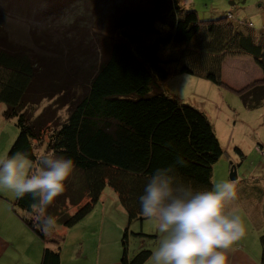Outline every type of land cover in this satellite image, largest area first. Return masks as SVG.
<instances>
[{
    "label": "trees",
    "instance_id": "16d2710c",
    "mask_svg": "<svg viewBox=\"0 0 264 264\" xmlns=\"http://www.w3.org/2000/svg\"><path fill=\"white\" fill-rule=\"evenodd\" d=\"M146 2L113 12L102 22L105 32L94 33L90 44L75 36L63 46L51 40L53 34L45 38L35 30L22 42L14 41L0 20V103L4 118L16 120L18 129L8 156L23 151L35 160V143L47 137V152L74 161L65 191L43 213L67 229L88 217L110 187L128 216L122 264H145L152 256L150 248L134 257L128 254L129 228L145 218L138 197L147 178L182 157L186 164L175 165L178 174L197 190H212L214 166L227 154L208 115L166 93L164 83L189 75L230 90L223 81L226 58L249 55L263 79L231 90L247 110L264 106L262 31L232 15L203 21L179 0ZM57 24L51 23L53 30ZM46 99L55 106L41 114L31 111ZM65 108L67 117L61 122L55 112ZM236 151L243 161L242 151ZM32 203L31 195H25L16 199L14 210L22 212L24 223L46 244L40 264H62L64 237L56 226L49 233L41 231L39 210ZM69 203L77 209L73 213ZM134 235L157 239L142 232ZM260 244L264 264V234Z\"/></svg>",
    "mask_w": 264,
    "mask_h": 264
},
{
    "label": "rangeland",
    "instance_id": "374dc122",
    "mask_svg": "<svg viewBox=\"0 0 264 264\" xmlns=\"http://www.w3.org/2000/svg\"><path fill=\"white\" fill-rule=\"evenodd\" d=\"M25 1L0 0V20L9 26L13 40L22 42L23 39L25 40L24 36H29V33L35 30L41 37L45 38L53 34L54 36L50 38H54V40H51L55 43H57L55 40L61 41L63 46L69 43L68 40H72L75 36L79 39L84 38L83 40L86 41V44L93 43L92 40L95 39L94 33L99 30L105 32L103 27H106V25H103L102 22L110 17L113 12L116 14L123 10L124 7L146 6L147 3L146 0ZM179 2L183 8L196 11L203 21L232 15L234 20L244 24H252L256 32L262 31L264 33V0H179ZM46 12H50V14L42 15V13ZM54 21L58 24L55 26L56 29L53 30L54 26L51 23ZM163 88L166 93L177 97L184 104L191 105L205 112L218 131V139L228 149L227 154L214 166V180L216 184L223 181H231L232 165H237L238 176L244 178L256 169L253 165L259 166L261 161L264 160V157L258 153V147L260 146L252 142L254 132H248L247 129H244L243 125L236 126L233 136L234 142L229 144L233 135V129L231 128L236 124L234 121L237 112L241 110L248 114L247 109L243 107L237 94L235 95L227 89L218 87L205 79L189 75L174 76L164 83ZM55 104V101L46 99L43 100L38 108H34L31 111L41 114L47 111L48 108H53ZM4 109V104L0 103V114ZM55 113L58 120L64 122L67 117V108ZM52 114L53 112L49 115L52 116ZM218 118H220L224 125L228 126L229 141L224 140L221 136ZM252 122L255 123L256 121L252 120ZM17 134L16 120L7 121L3 118L0 121V152L3 151L4 146L10 143L11 140L14 142ZM45 140L44 143H35L37 155L47 152V137ZM236 143L242 146V151L245 153L244 156L246 155L244 161L239 159L241 156L236 152ZM257 169H260V167ZM105 196L113 197L116 194L110 187H107L103 197ZM67 209L71 213L77 210L71 207V203L67 204ZM141 222H134L132 227H135L136 231H140ZM144 222L147 229L148 227L153 229L156 225L155 221L150 219H146ZM60 227L62 226L57 223L56 230L60 231ZM31 231L38 237L32 229ZM38 239L40 238L38 237Z\"/></svg>",
    "mask_w": 264,
    "mask_h": 264
},
{
    "label": "crops",
    "instance_id": "0c3cea01",
    "mask_svg": "<svg viewBox=\"0 0 264 264\" xmlns=\"http://www.w3.org/2000/svg\"><path fill=\"white\" fill-rule=\"evenodd\" d=\"M261 79H263L262 71L253 57L235 55L226 58L223 65V81L230 88L228 91L232 93V90L239 91ZM247 111L248 114L241 110L237 112L234 121L236 124L231 128L233 129L231 141H229L228 126L218 118L221 136L231 144L234 142L236 126L243 125L248 132H254L252 142L264 148V106ZM0 115L1 121L4 118L3 111ZM252 120L256 122L253 123ZM215 131L218 135L216 128ZM13 143L11 140L4 146L0 158L8 156ZM222 146L228 152L223 144ZM236 146L243 150L239 143H236ZM242 153L245 154L243 151ZM245 159L246 155L243 161ZM253 166L256 168L254 171L244 178L238 176V180L234 183L236 197L229 207L244 219L246 235L228 251V264H261L260 238L264 234V160L259 166ZM258 167L260 169H257ZM214 184L216 185L215 180ZM16 199L14 193L0 188V264H40L46 244L24 223L22 212L14 210ZM99 204L76 226L69 229L60 227V231H57L64 237L60 250L56 248L61 254L62 264H122V241L124 232L128 228L127 213L117 196L102 197ZM146 219L142 220L140 231H136L135 227H132L133 224L129 228L130 257H134L143 248L154 251L162 238L156 225L153 229L150 227L147 229L144 222ZM140 232L156 235L157 239L154 242L149 238L135 237L134 234ZM145 264H152L151 258Z\"/></svg>",
    "mask_w": 264,
    "mask_h": 264
},
{
    "label": "clouds",
    "instance_id": "9594fccd",
    "mask_svg": "<svg viewBox=\"0 0 264 264\" xmlns=\"http://www.w3.org/2000/svg\"><path fill=\"white\" fill-rule=\"evenodd\" d=\"M157 168L147 178L138 197L141 214L155 221L162 238L152 252V264H228V251L246 235L243 218L230 209L236 197L235 184L223 181L212 190H197L185 181L175 165ZM74 169L71 158L45 152L33 160L17 151L0 158V188L17 199L30 194L38 209L41 231L54 230L56 220L43 213L65 191V181Z\"/></svg>",
    "mask_w": 264,
    "mask_h": 264
},
{
    "label": "water",
    "instance_id": "95a60500",
    "mask_svg": "<svg viewBox=\"0 0 264 264\" xmlns=\"http://www.w3.org/2000/svg\"><path fill=\"white\" fill-rule=\"evenodd\" d=\"M231 181L235 182L238 180V174H237V167L232 169L231 175H230Z\"/></svg>",
    "mask_w": 264,
    "mask_h": 264
},
{
    "label": "built area",
    "instance_id": "2783aa9c",
    "mask_svg": "<svg viewBox=\"0 0 264 264\" xmlns=\"http://www.w3.org/2000/svg\"><path fill=\"white\" fill-rule=\"evenodd\" d=\"M258 153L264 157V148L263 147H258Z\"/></svg>",
    "mask_w": 264,
    "mask_h": 264
}]
</instances>
